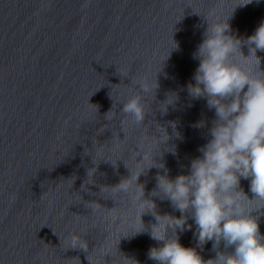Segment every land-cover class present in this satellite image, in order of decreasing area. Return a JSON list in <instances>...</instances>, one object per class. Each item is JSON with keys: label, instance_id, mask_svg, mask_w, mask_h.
Segmentation results:
<instances>
[{"label": "water", "instance_id": "obj_1", "mask_svg": "<svg viewBox=\"0 0 264 264\" xmlns=\"http://www.w3.org/2000/svg\"><path fill=\"white\" fill-rule=\"evenodd\" d=\"M233 6L234 0H0V264H155L147 257L157 245L147 231L153 215L141 214L144 232L120 237L140 227L138 211L128 196L101 189L135 173L158 126L176 145L175 156L154 157L169 177L199 155L214 112L203 98L187 96L184 86L198 64L191 54L205 17L222 18ZM262 18L264 0L237 6L229 34L246 38ZM171 37L179 49H169L155 75ZM240 52L248 54L243 43ZM256 55L254 70L264 72V51ZM154 76L157 86L142 94V124H122L120 102ZM170 91L178 99L162 113ZM197 120L204 126L191 127ZM169 121H177L182 140L172 137ZM158 171L147 169L137 183L158 214L179 216L166 199L150 195ZM240 187L253 197L247 180ZM259 212L264 234V208ZM178 236L196 246L192 230ZM197 251L205 260L215 255L211 241Z\"/></svg>", "mask_w": 264, "mask_h": 264}, {"label": "clouds", "instance_id": "obj_2", "mask_svg": "<svg viewBox=\"0 0 264 264\" xmlns=\"http://www.w3.org/2000/svg\"><path fill=\"white\" fill-rule=\"evenodd\" d=\"M253 2L260 3V0H234L228 15L217 18L210 13L212 19L204 16L207 27L191 54L198 64L184 88L190 100L203 98L206 107L214 112V118L208 127L206 142L198 147L199 155L190 159L187 171L169 177L163 160L154 159L162 151L176 155V145L167 143L168 134L158 126L155 131L159 135L152 133L135 173L129 171L130 175L116 185L101 189L112 195L128 196L138 211L140 227L120 237L131 238L144 232L141 214L153 215L155 223L147 231L157 245L148 248L147 257L155 264H264V234L258 228L259 209L264 208V72L254 70L260 63L257 50L264 51V18L243 39L229 34L228 22L237 6ZM241 43L247 46L246 56L240 52ZM169 49H179L172 37L155 75ZM136 85H139L137 91L120 102V112L127 117L122 124H142L146 113L142 94L152 93L157 86L155 76L154 83L138 81ZM177 99V93L170 91L160 105L161 112H166V106L174 105ZM107 113L105 118L110 120ZM168 124L172 137L182 140L177 121ZM190 126L199 129L204 121L197 120ZM101 157L106 159L98 158ZM151 167L162 171L156 173L150 195L166 199L179 216L158 214L154 202L144 198L143 185L137 183V178ZM241 179L248 181L251 199L240 187ZM186 230H192L195 247L179 242L178 233ZM208 241L215 255L205 260L197 248ZM124 264L138 262L124 258Z\"/></svg>", "mask_w": 264, "mask_h": 264}]
</instances>
